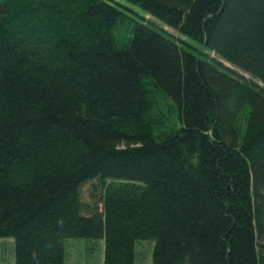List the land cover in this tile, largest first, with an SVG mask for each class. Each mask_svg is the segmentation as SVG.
I'll use <instances>...</instances> for the list:
<instances>
[{
    "label": "trees",
    "instance_id": "1",
    "mask_svg": "<svg viewBox=\"0 0 264 264\" xmlns=\"http://www.w3.org/2000/svg\"><path fill=\"white\" fill-rule=\"evenodd\" d=\"M125 1L0 0V238L264 264V0Z\"/></svg>",
    "mask_w": 264,
    "mask_h": 264
},
{
    "label": "rangeland",
    "instance_id": "2",
    "mask_svg": "<svg viewBox=\"0 0 264 264\" xmlns=\"http://www.w3.org/2000/svg\"><path fill=\"white\" fill-rule=\"evenodd\" d=\"M123 3H127L125 0H120ZM141 12H144L141 10ZM147 16L151 19L152 16L147 14ZM168 30H170L174 34H178V31L166 26ZM185 38V37H184ZM187 40V39H186ZM210 57L216 58L221 61L226 67L232 68L236 70L239 74H244L245 71L237 67L236 65L232 64L226 59L221 58L220 56L216 55L213 51H207ZM248 79H251L249 74L246 76ZM250 77V78H249ZM257 82L258 79H255ZM260 86L264 88V83L259 81ZM93 184V182L87 183L84 188L85 198L89 200L90 194L88 189ZM93 243L89 245V243H85L82 240H71L69 242V259L68 264H103V242L98 241L97 245ZM154 247V242L147 240L139 243L138 246V264H153L152 260V251ZM15 240L12 237L7 238H0V264H15Z\"/></svg>",
    "mask_w": 264,
    "mask_h": 264
},
{
    "label": "water",
    "instance_id": "3",
    "mask_svg": "<svg viewBox=\"0 0 264 264\" xmlns=\"http://www.w3.org/2000/svg\"><path fill=\"white\" fill-rule=\"evenodd\" d=\"M244 75H246V76H247V74H246V73H244Z\"/></svg>",
    "mask_w": 264,
    "mask_h": 264
}]
</instances>
